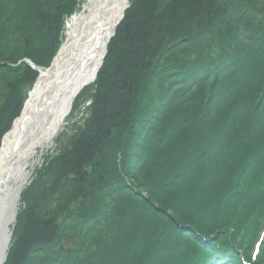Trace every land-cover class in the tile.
Listing matches in <instances>:
<instances>
[{
    "label": "trees",
    "instance_id": "trees-1",
    "mask_svg": "<svg viewBox=\"0 0 264 264\" xmlns=\"http://www.w3.org/2000/svg\"><path fill=\"white\" fill-rule=\"evenodd\" d=\"M77 4L0 0V139L35 78L11 65L46 67ZM95 86L88 124L25 192L7 264H171L164 241L184 260L192 231L229 237L232 214L198 217L216 197L221 206L236 152L264 147V0H131ZM80 200L85 233L70 245Z\"/></svg>",
    "mask_w": 264,
    "mask_h": 264
},
{
    "label": "bare ground",
    "instance_id": "bare-ground-1",
    "mask_svg": "<svg viewBox=\"0 0 264 264\" xmlns=\"http://www.w3.org/2000/svg\"><path fill=\"white\" fill-rule=\"evenodd\" d=\"M128 6H126L127 11ZM118 0H84L82 7L66 22L65 39L62 50L56 60V70L53 69L41 76L29 91L25 117L19 121L17 132L9 133L3 138L0 148V202L4 200L14 185L22 182L24 174L35 150L43 145H50L53 136L47 127V121L36 119L40 111V103L49 92L51 80L62 72L66 75L64 84H53L52 92L59 95L74 96L92 83L97 65L98 53L101 51L107 32L120 15ZM54 73V74H53ZM59 79V78H58ZM42 105V104H41ZM39 122V124H38ZM33 150L29 158L22 161L16 159V154L24 143L31 139L33 126ZM21 171V172H20Z\"/></svg>",
    "mask_w": 264,
    "mask_h": 264
},
{
    "label": "water",
    "instance_id": "water-1",
    "mask_svg": "<svg viewBox=\"0 0 264 264\" xmlns=\"http://www.w3.org/2000/svg\"><path fill=\"white\" fill-rule=\"evenodd\" d=\"M119 2H121V4L119 5V8H120L121 12H120V15L117 18V20L112 25V29L110 31V34L108 35V37L105 40V45L107 44L109 39L112 37V35L114 33V29L116 27V24L121 20V18L123 16V11L126 8L127 0H120ZM104 50H105V47L103 48L100 57H102L104 55ZM65 77H66V75L63 73L61 82H58V78L59 77L56 76L55 79H54L53 84H63L64 80H65ZM58 96H59L58 93H56V92L53 93L52 90H51L50 95L46 99V100L50 101L47 105H48V108H51V112H50V117L51 118L54 117L56 114L62 112L64 110V107L66 106V99L63 98V100H64V104H63L62 103V98L60 96H59L60 99L58 101L53 102V100L56 97H58ZM52 102H53V104H52ZM23 116H24V112L21 114V117L19 119L23 118ZM19 119L14 123L13 133L15 132V129L17 127V122L19 121ZM8 211H9V209H8L7 204H5L3 206H0V250H2V252H4L5 244H6V241L4 243L5 236H6V226L8 225L7 223L10 220V215L8 214Z\"/></svg>",
    "mask_w": 264,
    "mask_h": 264
},
{
    "label": "rangeland",
    "instance_id": "rangeland-1",
    "mask_svg": "<svg viewBox=\"0 0 264 264\" xmlns=\"http://www.w3.org/2000/svg\"><path fill=\"white\" fill-rule=\"evenodd\" d=\"M89 94H90V92L88 93V95ZM87 105H88V103H84V101H82L81 104H79L77 109L74 111V115H73V118H72L74 123L73 124L69 123L66 127L63 128V130L65 129L66 132L61 135L60 140H59L60 144L62 146L66 145L72 139V137L76 134V132L83 126V124L86 121V118L88 116ZM63 130H61V132ZM36 158L37 159L40 158L39 152H38V156H36ZM36 160H35L34 163H36ZM34 167L35 166H33V168Z\"/></svg>",
    "mask_w": 264,
    "mask_h": 264
}]
</instances>
